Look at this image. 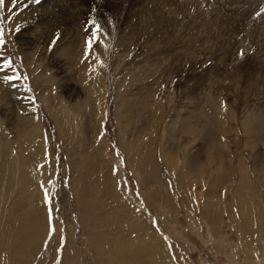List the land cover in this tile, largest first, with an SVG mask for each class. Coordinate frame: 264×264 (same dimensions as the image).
I'll return each instance as SVG.
<instances>
[{"label": "rangeland", "instance_id": "obj_1", "mask_svg": "<svg viewBox=\"0 0 264 264\" xmlns=\"http://www.w3.org/2000/svg\"><path fill=\"white\" fill-rule=\"evenodd\" d=\"M144 1L0 6V264H264V0Z\"/></svg>", "mask_w": 264, "mask_h": 264}, {"label": "snow or ice", "instance_id": "obj_2", "mask_svg": "<svg viewBox=\"0 0 264 264\" xmlns=\"http://www.w3.org/2000/svg\"><path fill=\"white\" fill-rule=\"evenodd\" d=\"M12 2H13V7H15L17 0H12ZM3 3H4V0H0V6H2ZM92 23L95 26V30L92 32V35L89 37V39L87 41V47H88L89 53L91 52V49L93 47L94 42L102 43V38H101L102 29H101L100 25L97 24L95 21H93ZM4 43H5L4 33H3V30L0 29V47H2L4 45ZM241 55H243V53H241ZM11 67H12V62H11V60H8L3 65H0V71L6 70V69L11 68ZM20 78L21 77L18 74L12 75V76L6 75L4 77V79L6 81H16V80H19ZM28 90L31 91L30 88ZM41 167H43V165H41ZM45 195L48 198L49 203H51V198L48 197L47 190L45 192Z\"/></svg>", "mask_w": 264, "mask_h": 264}, {"label": "bare ground", "instance_id": "obj_3", "mask_svg": "<svg viewBox=\"0 0 264 264\" xmlns=\"http://www.w3.org/2000/svg\"><path fill=\"white\" fill-rule=\"evenodd\" d=\"M63 1H64V0H63ZM88 1H89V0H88ZM143 1H144V0H143ZM152 1H153V0H152ZM166 1H167V0H166ZM170 1H171V0H170ZM244 1H245V0H244ZM50 2H51V1H50ZM58 2H59V1H57V3H58ZM66 2H67V1H66ZM81 2H82V1H81ZM144 2H145V1H144ZM147 2H148V1H147ZM149 2H150V1H149ZM156 2H157V1H156ZM156 2H155V3H156ZM168 2H169V1H168ZM177 2H178V1H177ZM185 2H186V0H185ZM57 3H56V4H57ZM164 3H165V2H164ZM172 3H173V2H172ZM175 3H176V2H175ZM254 3H255V2H254ZM254 3H253V4H254ZM74 4H75V2H74ZM134 4H135V3H134ZM143 4H144V3H143ZM145 4H146V2H145ZM170 4H171V3H170ZM187 4H188V2H187L185 5H187ZM251 4H252V3H251ZM57 5H58V4H57ZM61 5H62V4H61ZM69 5H70V4H69ZM72 5H73V4H72ZM72 5H71V6H72ZM78 5H79V4H78ZM138 5H139V4H138ZM138 5H137V6H138ZM147 5H148V4H147ZM149 5H150V4H149ZM185 5H184V6H185ZM188 5H189V4H188ZM133 6H135V5H133ZM153 6H154V5H153ZM174 6H175V5H174ZM180 6H181V5H180ZM190 6H191V5H190ZM73 7H74V6H73ZM63 8H64V7H63ZM63 8H62V9H63ZM148 8H149V7H148ZM165 8H166V6H165ZM182 8H184V7H181V9H182ZM190 8H191V7H190ZM139 9H140V8H139ZM179 9H180V8H179ZM131 10H132V9H131ZM142 10H144V9H142ZM169 10H170V9H169ZM183 10H184V9H183ZM68 11H69V10H68ZM140 11H141V10H140ZM157 11H158V10H157ZM159 11H160V10H159ZM161 11H162V10H161ZM166 11H167V10H166ZM166 11H164V13H166ZM177 11H178V10H177ZM180 11H181V10H180ZM187 11H188V10H187ZM135 12H136V11H135ZM167 12H168V11H167ZM171 12H172V11H171ZM175 12H176V10H175ZM191 12H192V11H191ZM68 13H69V12H68ZM177 13H178V12H177ZM126 14H127V13H126ZM135 14H136V13H135ZM156 14H157V13H156ZM181 14H182V13H181ZM65 15H66V14H65ZM136 15H137V14H136ZM163 15H164V14H163ZM41 16H42V15H41ZM62 16H63V15H62ZM68 16H69V15H68ZM129 16H130V15H129ZM172 16H173V15H172ZM178 16H179V14H178ZM66 17H67V16H66ZM174 17H175V16H174ZM179 17H180V16H179ZM135 18H136V17H135ZM171 18H172V17H170V19H171ZM125 19H126V18H125ZM128 19H129V18H128ZM131 19H132V17H131ZM41 20H42V19H41ZM163 20H164V19H163ZM38 21H39V20H38ZM125 22H128V21H125ZM125 22H124V23H125ZM135 22H136V20H135ZM68 23H69V22H68ZM131 23L133 24V22H129V24H131ZM136 23H137V22H136ZM126 24H127V23H126ZM136 25H137V24H136ZM136 25H135V26H136ZM234 37H235V36H234ZM251 38H252V37H251ZM255 38H256V37H255ZM0 200H1V199H0Z\"/></svg>", "mask_w": 264, "mask_h": 264}]
</instances>
